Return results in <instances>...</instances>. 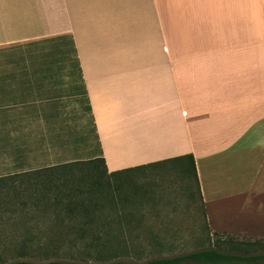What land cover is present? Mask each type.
I'll list each match as a JSON object with an SVG mask.
<instances>
[{"label":"crops","instance_id":"crops-1","mask_svg":"<svg viewBox=\"0 0 264 264\" xmlns=\"http://www.w3.org/2000/svg\"><path fill=\"white\" fill-rule=\"evenodd\" d=\"M61 35L76 49L70 84L90 106L102 176L194 180L166 161L192 155L198 195L159 202H198L210 226L225 203L245 209L264 193V0H0V50ZM65 68L6 65V103L41 121Z\"/></svg>","mask_w":264,"mask_h":264},{"label":"trees","instance_id":"trees-1","mask_svg":"<svg viewBox=\"0 0 264 264\" xmlns=\"http://www.w3.org/2000/svg\"><path fill=\"white\" fill-rule=\"evenodd\" d=\"M0 55L7 61L18 58L16 61L6 63L5 60V64H0V223H8L23 230L16 238L18 244L6 249L10 257L4 264H77L49 258L57 256L63 244H72L86 237L98 244L101 242L106 247L105 251L87 253L90 258L102 261L95 264H132L121 260L106 261L116 257L118 253L131 255L132 252L136 255L137 250L126 245L124 234L92 228L103 225L88 219L87 214L74 216L72 211H55L62 205L63 200H66L67 209L71 210L75 206L86 209L87 204L83 199L73 201V192H81L82 182L91 181V188H100L103 193L101 181L104 176L101 174V168L105 169V165L101 150L99 149L98 155L92 153V158L87 161L52 162L39 148L46 142L43 133H36L37 140L33 139L35 137L31 125L35 120H29L26 116L30 113V108L23 102L6 103V65L20 68L67 67L71 71L70 75L80 76L81 70L73 40L64 35L46 38L0 50ZM19 75L41 78L50 76L46 73ZM86 111L88 114L91 112L88 104ZM90 118L95 134L92 116ZM40 123L46 126V115H43L39 126ZM95 138L99 148L96 134ZM53 139V136L49 137V142ZM166 161L184 163L179 170L182 173H187L186 170L190 167L199 193L192 155ZM75 169L78 170L79 177L74 176ZM74 181L77 184H74ZM104 194V200L112 201L109 193ZM90 205L93 209L98 206L92 201ZM8 207L21 210H13V215L17 217L11 215L6 221L2 214ZM127 238H131V235L128 234ZM160 249L161 254L163 251ZM142 264H264V241L237 244L227 250L214 247L199 248L185 253L148 258Z\"/></svg>","mask_w":264,"mask_h":264},{"label":"rangeland","instance_id":"rangeland-1","mask_svg":"<svg viewBox=\"0 0 264 264\" xmlns=\"http://www.w3.org/2000/svg\"><path fill=\"white\" fill-rule=\"evenodd\" d=\"M5 60L6 58L0 55V64H5ZM16 60L18 58L14 57L9 61L6 60V63ZM65 69L70 71L67 67ZM61 77H63V83L59 86V95L51 105L45 106L48 123L45 127L43 123H40L41 127L38 125L40 121H34L31 125L33 137H35L33 139L37 140V134L43 133L46 142L39 148L52 162L56 160L87 161L92 158V153L96 154L98 146L90 116L86 111V100L84 96L75 97L70 83L73 79L77 80L76 75L66 73ZM52 89V86H45V91ZM52 136L54 139L49 142V137ZM186 171L190 176L192 173L190 167ZM73 174L76 177L80 176L77 169ZM90 183L91 181L82 182L81 192H73V201L83 199L87 204L86 209L76 206L71 210L67 209L66 200H63L62 205L55 211H72L74 216L87 214L88 219L103 225L92 228L120 232L126 237V245L130 249L134 247L137 250L136 255L132 252H130L131 255L118 253L116 257L106 261L121 260L132 264H142L148 258L185 253L199 248L214 247L227 250L237 244L264 241V193L251 197L250 204L245 209H242L239 201L225 203L220 210H216V217H210L212 220L210 226L206 219L205 208L200 207L198 202L196 211L192 205L191 210L178 212L168 211L167 206H161L162 202H159L165 194L187 195L193 200L198 193L192 177L188 180L184 177L162 180H151L147 177L141 179L104 177L101 181L103 193L100 192V188L97 190L91 188ZM117 183L118 186H116ZM157 189H162L163 192L159 194ZM104 193H109L112 201L104 200L106 195ZM91 201L98 206L93 209L90 205ZM182 206L184 207V204ZM190 206L191 204L187 205V207ZM13 210L21 209L8 207L2 214V218L7 221L11 215L17 217L13 215ZM171 214L178 216L169 218ZM132 216L134 217L131 218ZM22 231L8 223H0V264L8 260L10 256L7 255L6 249L18 244L16 238L22 234ZM128 234L131 238H127ZM160 248L163 251L161 254ZM96 250L105 251L106 247L101 242L98 244L90 237H86L72 244H63L59 254L49 259L77 264L100 263L101 260L90 258L87 254L94 253Z\"/></svg>","mask_w":264,"mask_h":264}]
</instances>
